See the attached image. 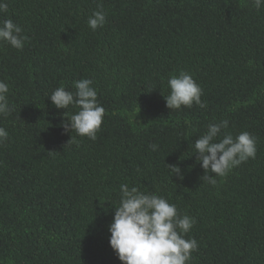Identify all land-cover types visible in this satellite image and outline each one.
Here are the masks:
<instances>
[{"label":"trees","instance_id":"16d2710c","mask_svg":"<svg viewBox=\"0 0 264 264\" xmlns=\"http://www.w3.org/2000/svg\"><path fill=\"white\" fill-rule=\"evenodd\" d=\"M22 50L0 42V264H122L109 243L120 186L164 197L195 219L188 264H264V7L252 0H4ZM103 9L93 31L88 18ZM183 71L205 108L169 110L167 80ZM93 80L105 109L96 139L66 133L74 106L48 97ZM65 113V117H64ZM256 138V156L217 184L194 142L209 123ZM71 139V140H70ZM70 140V142H69ZM157 144L153 151L149 146ZM180 168L182 179L170 171Z\"/></svg>","mask_w":264,"mask_h":264},{"label":"clouds","instance_id":"9594fccd","mask_svg":"<svg viewBox=\"0 0 264 264\" xmlns=\"http://www.w3.org/2000/svg\"><path fill=\"white\" fill-rule=\"evenodd\" d=\"M252 4L260 10L264 7V0H252ZM7 10L8 4L0 0V13ZM87 23L93 31L102 28L106 23V13L102 8L94 11ZM26 39L22 28L11 19L0 21V42L22 50ZM92 85L93 80L81 79L74 82L75 92L61 85L48 96L57 109L66 110L70 106L78 109L68 117L64 113L65 119L61 124L71 137L75 132L95 140L100 131L105 109L98 102L97 91ZM167 85L170 92L163 96L170 111L182 106L191 108L193 104L206 107V102L201 100L202 89L190 74L181 71L178 76L171 75ZM8 92L9 85L0 81L2 116L10 115L15 108L8 101ZM227 128V120L209 123L206 131L194 142L197 162L205 173L202 178L212 186L217 184L215 177L226 176L234 167L256 156V138L251 133L243 131L234 136L222 131ZM8 136L6 129L0 127V145ZM149 147L153 151L158 149L157 144ZM170 171L183 178L178 166L170 165ZM195 223V219L187 214L179 215L176 205L164 197L121 184L119 206L115 207L114 217L108 226L109 243L122 264H188L192 253L198 250L194 238H185Z\"/></svg>","mask_w":264,"mask_h":264}]
</instances>
